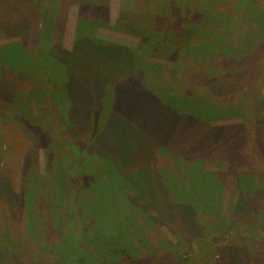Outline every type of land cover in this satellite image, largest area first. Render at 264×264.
<instances>
[{
    "label": "rangeland",
    "instance_id": "1",
    "mask_svg": "<svg viewBox=\"0 0 264 264\" xmlns=\"http://www.w3.org/2000/svg\"><path fill=\"white\" fill-rule=\"evenodd\" d=\"M75 1L0 0V48L11 49L15 37L24 43V53L29 54V58L33 55L34 62L37 60L41 75L36 79H39L42 89L40 94L32 96V80L19 74V79L15 76V80L7 77L1 81L0 76V264H64L60 262V256L66 260L65 264H223L226 261L228 264H257L264 259V0H164L171 9L169 12L164 10L163 4L160 5L161 0H122L124 7L116 19L110 18L109 12L108 18L100 17L110 25L120 24V28L131 27L132 30L98 27L92 34L106 43L143 48L141 53L149 64L162 70L160 79L170 89L169 94L178 96L176 98H197L200 84L209 86L203 78L214 80L216 85L223 83L220 88L224 91H218V94L217 91L211 92L217 94L225 106L231 104L232 91L239 86L243 94L237 100H242L243 112L240 104L233 108L236 113V110L241 112L237 113L238 116L229 114L230 117L219 120L224 110L221 107L212 108L210 119L215 125L235 121L244 124L240 129H220L211 128L199 119L207 114V110L192 107L180 113L158 103L157 96L142 81L126 83L125 79L122 80L124 77L119 78L122 81L117 84L121 91L113 99L104 97L106 90H99L97 102L102 99L103 103L107 98L104 114L114 103L116 111L134 117L139 123L132 126V121L128 125L132 126L130 131L141 141V148L150 149L152 139L160 142L154 147V151H158L153 158L154 168L157 164L170 166L168 155L162 156L169 149L189 153L194 142L200 146L204 141L208 145L240 142L234 156L198 160L195 163L198 173H193L195 178L189 183V191L181 190L188 181L182 177L181 182L177 179L179 168L174 160V168L162 170L166 190L156 186L157 195L153 196L144 190L147 198L141 197L142 194L136 195L133 190L126 191L128 198L144 213L136 209L131 217L128 216V222L120 212L115 211L110 213L115 222L112 220L110 223L107 222V209L109 201L115 197L112 193L114 187L107 178V184L99 185L101 190L86 192L92 174L84 169L90 162L79 165L83 156L96 153L98 149L103 152V149L108 150L111 138L109 135L99 137L98 149L91 140L90 146L93 147H86V151L90 152L82 153L80 157L81 149L68 140L69 134L62 127L65 124L61 123V111L57 110L52 95L53 79L58 86L65 81L66 73L61 76L56 74L64 69L61 61L64 55L59 54V50H64L63 44H66L64 26L69 5ZM92 1L98 2L83 0L78 4L80 19L86 18L83 14L87 6L89 13L97 10ZM139 25L142 27L137 28ZM79 27L80 34L84 35L88 27L86 19L80 21ZM162 40L164 45L159 42ZM74 43V38L68 43L70 51L74 50ZM96 47L94 61H103L106 67L118 70L116 63L111 62L115 50L106 54L102 45ZM2 53L4 51L0 54L1 73L8 71L5 61L7 52ZM49 53L56 61L45 56ZM128 59L129 56L125 60L114 61L120 63L123 70L129 66ZM8 79L11 82L7 83ZM85 80L75 85L79 98L73 101V105L83 111L87 109L88 103L84 102L86 96L92 94V86L95 85L89 79ZM13 90L17 93L15 101L10 96ZM21 109H26V114L20 115ZM94 112L98 114V107H94ZM33 117L38 119L30 121ZM46 119L53 124L45 123ZM72 119L82 122L78 115ZM202 119L208 120L207 117ZM139 125L146 133L138 132ZM238 129L241 136L236 135ZM123 134L133 145L130 146V143L126 151L133 155V162L140 165L143 163V151L137 149L130 134ZM30 135H35L36 140L33 141ZM79 139L74 143L80 144ZM84 139L89 140L87 137ZM148 151L151 153L152 149ZM56 160L58 163H55ZM244 160L246 162L240 168L242 162H239ZM100 162L93 159V164L103 170L102 166L106 163L102 165ZM107 167L109 170V164ZM81 171L83 175H80ZM103 172L107 175V171ZM211 172H222L228 176L236 173L238 178L232 180L216 174L219 182ZM73 191L74 200L71 196ZM162 195L171 203L163 204ZM184 195L189 200L192 195H195L196 201L205 199L204 211L197 215V226L193 232L176 219L180 218L177 203L183 201ZM41 197L53 207L48 215L44 213L45 218L37 210ZM61 197L65 201L61 202ZM58 198L60 201L57 203ZM158 206L168 208H160L165 214L159 216L156 213ZM236 207L240 211H236ZM184 208L191 214L193 207ZM126 211L129 207L122 209L121 213H128ZM213 214L217 218L230 219V227L226 222L222 224L220 219H216L214 225ZM98 217L101 220L99 229ZM43 223L45 233H42ZM90 227L91 230L85 234ZM127 227V231L130 228L128 232ZM39 233H42V238ZM71 234L73 240L66 241L64 247L56 243L57 239ZM80 243H94L96 247L93 249L90 245L82 249L80 253L83 256L79 260L77 251L80 250ZM112 248L118 249L111 258L105 252ZM124 251L122 255L120 252Z\"/></svg>",
    "mask_w": 264,
    "mask_h": 264
},
{
    "label": "trees",
    "instance_id": "2",
    "mask_svg": "<svg viewBox=\"0 0 264 264\" xmlns=\"http://www.w3.org/2000/svg\"><path fill=\"white\" fill-rule=\"evenodd\" d=\"M83 0H77L78 4H81ZM98 2L92 1L94 6L97 7V10H94L92 13H89L88 11V6L86 7L85 11L86 13L83 14V16H85L86 18H82V19H86L88 27H87V31H85V34L82 35L80 34V27H79V23L82 19L78 18V24H77V33H76V42H75V46H74V50L73 51H68V50H59L60 53L64 55L63 57H61V61H62V66L64 67V69H60L59 73L56 74V76H61L62 74L66 73V76L64 77L65 81L63 83H61V86L56 85L55 83V79H53V88H52V95L54 97V100L56 102V105L58 106L57 110L61 113V123H64L65 126H62L64 129L67 130V134H69V138L68 140H71L72 145H77V149L80 148V157H82V153H89L90 151H86V147H89L92 142L91 140L95 143L94 145H96V148L98 149V140L99 137H101L102 135L106 136L109 135L111 138L110 144H109V149H103V151H101L100 149L96 150V153H90L87 154V156H83L82 162L79 166L84 165L86 163V161L90 162V165H88L84 170L85 171H90V173L92 174V178L90 177V186L89 188L86 189V192L90 191H95L98 192L97 190H101L100 186L102 183L107 184L108 182H106L105 180L108 178L109 183H111V186L114 187L112 190V193L114 194V198L112 199V201H109V208L107 210H109L108 212V219L107 222L110 223L112 220L115 222L114 219L111 218L110 213H114L116 211V213H119L121 216H124L126 218V220L129 222L130 219H128V216L130 215V217L132 216L131 213L137 209L141 212H143L141 209H138L137 206L133 203L131 198H128V191H134V193H137L136 195L142 194L141 197H145L146 196V191L149 192L148 194L151 196L153 195H157L156 194V186H159V188H165V184L163 182V177H162V170H164L165 168H174L173 167V161L176 160L177 161V167L179 168L177 170V179H180L181 182V177L184 178L186 181H188V185L186 184L185 186L182 185L181 190L182 191H189V183L193 180L194 174L198 173V171L196 170L195 165L197 164L198 160H202L203 158H213V159H219V158H228L231 155L234 156L236 155L234 152L237 148L240 147V142L239 141H233L230 144H217V145H208L205 141L203 143V146L198 145L196 142H194L189 149V153L186 152H174L172 150L169 149V152H164L166 154L162 155V156H166L168 155V162L170 163V166H161L160 164H157L154 168V162H153V158L155 153H157L156 151H154V147L159 145L158 143H160L159 141H154L152 139V146L150 149L146 148L147 150H145V148H141V141L138 140L134 134L130 131V128L132 126H135L136 124H139L138 122H136L134 120V117L129 116V115H123L121 112L116 111L113 108L110 109V106L108 108V112L106 114H104V103L106 101V99L104 100V102L102 103V99L100 101V103L97 102V93L99 92V90H106L104 97H111V99L114 98V95H116V93H119L121 90L119 89L120 87L118 86L117 82L119 83L120 81L125 79L126 83H136V82H143V85L146 86V88L152 92V94L157 96V100L158 103L165 105V107L167 108H173L174 110H176L177 112H183L184 109L186 108H195L197 110H207V114L205 115H201V118L199 117V119L203 122V124H207L209 127L211 128H232V129H237V128H241L244 124L243 122H238L235 121L233 123H225V124H214L213 121L210 119V116L213 115V110L212 108L214 107H221L224 111L222 116L219 118V120H224L226 117H230L229 114H234V116H238L237 113H241L240 111L236 110L237 113L235 111H233V108L237 107L238 104H240V107L242 108V112H243V104H241V101H237L238 99H240L243 94L240 91V86L238 87L237 85V89L232 91V102L229 106H225L223 105L220 100L219 97L216 96L219 92L224 91L222 89V87L220 88V86H223V83H220L216 85V83L214 84V80H209L208 78H203V81L205 83H208L209 86L203 84V83H199L201 87L197 88L196 91V96L195 97H187V96H183L181 98H176L178 96H173L171 94H169L170 89L168 88V86H166L163 81L160 79V74H163L162 70H159L156 66H153L152 64H149L146 60V57H144V54L141 52H144L143 48H132V47H127V46H123V45H114L112 42H105L101 39H99L98 36H94L93 30L98 28V27H105V28H112L115 30H123V31H129L132 30L131 27H124V28H120V24H118V26H113L108 24L107 21H105V19H101L100 17L107 16L108 18V12H109V8H108V1L104 0H96ZM164 6V10L167 12H169L170 7L169 5L164 1L161 0L160 5ZM88 5V3L86 4ZM163 10V11H164ZM106 13V14H105ZM82 16V17H83ZM118 23L120 22L119 20L117 21ZM132 27H134L132 25ZM138 27H142L141 25L137 26ZM6 29H9V27H6ZM135 29V28H134ZM140 36V34H139ZM15 37V36H13ZM12 37V38H13ZM15 40H12L14 42V44L11 45V49L7 48V47H1L0 48V54L2 51L7 52V54L5 55V61L8 64V71L5 72L3 71V73L0 72V76H1V81L2 79H5L7 77L10 78H14L15 80V76L19 79L18 75L20 74L23 78H26L28 80H32L33 83V88L30 90L31 92L34 91L32 93V96L34 94H36V96L38 94L41 93L42 89L40 88V85L38 84L40 81L39 79L37 80L36 78L39 77L41 74L39 73V68L37 67V60L34 62L33 61V55L32 57L29 58V54L27 55L24 50V48L22 47V45L24 43L20 42L16 37L14 38ZM104 42V43H103ZM161 45H164L165 43L161 41H159ZM17 43V45L15 44ZM143 43V42H142ZM102 45V47H104L105 49H103L105 51L106 54H110L112 51H114V58L113 61L116 63V65L118 66V70H115L111 67H109L105 62L103 61H94L95 58V54L97 51V47L98 45ZM21 45V46H20ZM55 46L51 47L50 49H53ZM162 48V47H161ZM8 50H12V51H8ZM2 53V54H4ZM61 55V56H62ZM27 56V58H26ZM48 59L51 58L53 60L56 61V58L52 55V54H46L45 55ZM127 56H129V66L128 67H124V69L122 70L123 66L120 63H117L114 60H125L127 59ZM20 57V58H19ZM45 58V57H44ZM41 61V60H40ZM110 61V60H108ZM1 62H2V58L0 57V68H2L1 66ZM60 63V62H59ZM165 73L166 70H164ZM175 74V73H174ZM187 75H189L188 73H185ZM176 75H179L176 74ZM197 75V74H195ZM128 76V77H126ZM124 77L122 80H120L119 78ZM40 78V77H39ZM85 79H89L90 81L94 82L95 85L92 86L93 87V91L92 94L88 97L86 96V99L84 102L88 103L87 104V108L86 111H83L82 109L76 107L75 105H73V101L76 98H79V93H78V88L75 86L76 84L79 83V81L81 80H85ZM86 81V80H85ZM7 83L11 82V80H7ZM236 82H239V80H236ZM213 85V88H212ZM5 88V86H3ZM107 87V88H106ZM211 87V88H210ZM154 90L160 92V93H156ZM212 91H217V94H213ZM29 91V92H30ZM14 94V95H13ZM13 94L10 93V96L14 99L15 101V97L17 98V93L13 90ZM19 96V94H18ZM199 98V99H198ZM218 100V102L216 103V101ZM94 107L97 108L98 107V114L94 112ZM226 109V110H225ZM28 110V108H27ZM71 113L73 114V117L75 118L76 115L79 116V119L82 121L81 123L77 122L75 119H72L73 117L71 116ZM22 114H26V109H21L20 111V115ZM184 114H187V112H185ZM105 116V117H104ZM232 116V118H238V117H234ZM204 117H207L208 120L202 119ZM230 118V119H232ZM38 119V117H33L32 120H36ZM52 119V118H51ZM132 121H134V124L132 126L128 125L129 123H131ZM45 123H51L50 119H46ZM108 123V125H107ZM26 123V127H27ZM53 124V123H51ZM31 125V123H30ZM48 125V124H47ZM73 126V127H72ZM111 126V127H110ZM140 126V125H139ZM219 126V127H217ZM110 127V128H109ZM239 129L236 132V135H239ZM138 132L140 133H146L141 126L138 128ZM29 133V132H28ZM123 133H128L131 135L132 137V141L134 142V144L137 146V149H141V151H143L142 154V159H143V163L136 164L135 162H133V160L131 159L133 155L129 154L128 151H126L127 146L131 143L129 141V139L127 138V136H125ZM33 134V133H32ZM52 137H56L55 134L50 133ZM84 134V135H83ZM241 136V135H239ZM30 137L33 139V141L36 140V136L34 135H30ZM78 137L80 138V144L79 143H74L75 140L78 139ZM85 137H87L89 140L87 141L86 139H84ZM61 138H64L63 136ZM86 143V144H84ZM71 145V144H70ZM130 146H133L132 143L130 144ZM48 147H51L50 145H48ZM93 147V146H90ZM151 153L148 150H151ZM75 151V150H74ZM135 151L137 152V150L135 149ZM153 153V154H152ZM95 155V156H94ZM150 155V156H149ZM149 157V159H148ZM172 157V158H171ZM93 159H98L100 160L101 164H105L103 165V170H100L97 166H95L93 164ZM252 159V158H251ZM242 162V163H241ZM246 162V160L244 161H240V168L241 166ZM55 163H58V161L56 160ZM196 163V164H195ZM233 163V162H232ZM51 164V163H50ZM109 164V170L107 165ZM260 169V168H259ZM107 171V175L103 172V171ZM133 170H135V172H132ZM77 171V169L75 170ZM145 171V172H144ZM167 171V170H165ZM171 171V170H170ZM169 171V172H170ZM252 171V170H250ZM132 172V173H131ZM71 174H76L75 172H71ZM84 172L81 171L80 175H83ZM131 173V174H130ZM143 173H145L146 175H143ZM194 173V174H193ZM213 175L216 176L217 181H219V177L216 175L218 174L219 176L225 177V178H230L232 180H234L233 178H238V175L235 174H231L230 176H228V174H224V173H220V172H211ZM130 174V175H129ZM237 175V176H236ZM258 176V175H257ZM220 182V181H219ZM156 183L158 185H156ZM98 185V186H96ZM138 187V188H137ZM36 188V187H35ZM103 190L105 188L102 187ZM37 189V188H36ZM35 189V190H36ZM144 190H146L144 192ZM166 190V188H165ZM37 191L39 192V190L37 189ZM127 191V193H126ZM75 191L72 192V200L76 199V196H74ZM56 195H58L57 193H55ZM68 196H69V192H68ZM140 196V195H139ZM70 197V196H69ZM163 200V204L165 203H171L167 200L166 197H164L163 195L160 196ZM187 195H184V198L182 199L183 201L179 204V211H178V215L180 216V218H176L178 219L179 222H181L182 224L186 225L188 227V231L189 232H193L197 226V220L196 217L199 214L200 211H204V206L205 204V199H200L199 201H196V197L195 195H192L191 200H189L188 198L186 199ZM39 198V195L37 196V198L35 200H37ZM47 198L49 199V201L51 200V198L49 196H47ZM147 198V196L145 197ZM29 201V199H27ZM22 202V200H20ZM49 201L45 198L42 199V197L39 199V203H38V211L41 212L40 215L43 216L45 218V214H49L50 211H52L53 207L49 204ZM60 201V199L58 198L57 200ZM65 201L62 197H61V202ZM80 201V200H79ZM167 201V202H166ZM36 202V201H35ZM52 203H54V201H52ZM155 205V203H154ZM156 206V205H155ZM185 206H191L193 207L191 210V214H189L184 207ZM129 207V211H126L128 213H121V210ZM152 207H150L151 209ZM158 212L156 211V213L159 214V216L161 214H165L164 212L160 211V208L162 209H166L167 207L165 206H158ZM168 209V208H167ZM66 210V209H64ZM64 210H62V213H64ZM217 211V209H216ZM236 211H240L239 207H236ZM180 212V213H179ZM45 213V214H44ZM69 213V211H68ZM144 213V212H143ZM177 215V214H176ZM175 215V216H176ZM70 217V214H69ZM194 217V218H192ZM71 219V217L69 218V220ZM216 219H220L221 223L223 224L224 222H226L227 225L231 224L229 223L230 219L227 218H217V216H215V214H213L212 220L214 221L213 224H216ZM225 219V220H224ZM97 228L99 229L100 226V218L98 217L97 219ZM181 220V221H180ZM233 220V219H232ZM235 220V219H234ZM104 221V220H103ZM41 222V221H40ZM70 222V221H69ZM184 222V223H183ZM96 223V224H97ZM234 223V222H233ZM232 223V224H233ZM105 224V222H104ZM47 225V224H46ZM40 226H42L40 224ZM96 227V226H95ZM130 227V226H129ZM230 227V225H229ZM37 228V226H36ZM93 228V227H92ZM95 228V229H97ZM94 229V230H95ZM128 227L126 228L127 231ZM47 230H48V225H47ZM91 230V227L85 231L84 233L88 234V232ZM102 230L104 231L105 228H102ZM130 230V228H129ZM128 230V231H129ZM46 229L44 227V223H43V230L42 233H45ZM127 231V232H128ZM187 231V230H186ZM126 232V233H127ZM42 233H39V236L42 238ZM73 234V233H72ZM72 234L70 236L66 235L64 238L61 237L60 239H57L56 243H61L62 247H64V244L66 241L71 242L73 240V236ZM106 236L108 235V233L106 232L105 234ZM124 236V235H121ZM112 237V236H111ZM102 240H104L102 238ZM134 241H139V239H133ZM82 243V242H81ZM80 243V250L77 251L78 256H79V260L82 258L83 253L81 254L80 252L82 251V249L92 245L93 249L96 247V245L90 244V243ZM104 245L105 242L103 241ZM85 244V245H84ZM85 246V247H84ZM116 249L118 248H112L109 249L105 252L106 256L108 255L109 257L112 256V253L116 251ZM61 250V249H59ZM117 252V251H116ZM122 255L124 252H120ZM81 254V255H80ZM120 254V255H121ZM119 255V256H120ZM121 255V257H122ZM60 256V255H59ZM68 258V255H67ZM112 258V257H111ZM114 260H117V258H114ZM119 260V259H118ZM60 262L64 263L66 262V260L64 261V257L60 256ZM223 264H228V262L226 261V263L224 262ZM247 264V263H246ZM257 264H264V259L260 260Z\"/></svg>",
    "mask_w": 264,
    "mask_h": 264
},
{
    "label": "crops",
    "instance_id": "3",
    "mask_svg": "<svg viewBox=\"0 0 264 264\" xmlns=\"http://www.w3.org/2000/svg\"><path fill=\"white\" fill-rule=\"evenodd\" d=\"M108 1V8H109V14L110 18L116 19L117 16L120 13V10H122L123 1L122 0H107ZM69 14L66 21V25L64 26L65 34H66V44H63V49L69 50L68 43L71 39H75L76 42V33H77V24H78V18H79V6L78 3L72 2L71 5H69ZM75 45V43H74Z\"/></svg>",
    "mask_w": 264,
    "mask_h": 264
}]
</instances>
